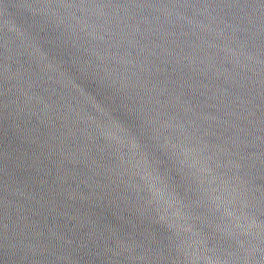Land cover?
I'll return each mask as SVG.
<instances>
[{"label": "water", "instance_id": "obj_1", "mask_svg": "<svg viewBox=\"0 0 264 264\" xmlns=\"http://www.w3.org/2000/svg\"><path fill=\"white\" fill-rule=\"evenodd\" d=\"M0 264H264V0H0Z\"/></svg>", "mask_w": 264, "mask_h": 264}]
</instances>
